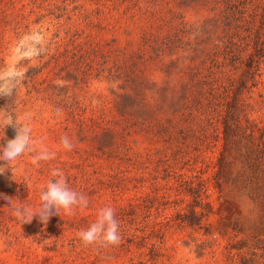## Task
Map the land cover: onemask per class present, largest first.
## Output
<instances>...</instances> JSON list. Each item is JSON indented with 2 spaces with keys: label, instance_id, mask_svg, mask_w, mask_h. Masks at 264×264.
I'll use <instances>...</instances> for the list:
<instances>
[{
  "label": "rangeland",
  "instance_id": "obj_1",
  "mask_svg": "<svg viewBox=\"0 0 264 264\" xmlns=\"http://www.w3.org/2000/svg\"><path fill=\"white\" fill-rule=\"evenodd\" d=\"M230 1L0 0V82L16 88L0 97V108L31 127L37 150L42 140L56 153L39 166L25 154L0 174V264L149 262L156 241L164 254L158 264H264L263 205L215 179L223 141L218 94L255 52L244 28L264 0L242 1L234 41L243 69L223 59L230 36L221 11ZM252 68L244 98L264 122V61ZM65 135L71 151L61 144ZM3 136L0 128V145L16 129ZM54 169L89 206L52 216L46 226L38 217L21 225L3 197L38 208ZM232 171L244 172L240 163ZM248 176L264 186V172ZM184 179L203 183L201 224L183 219L195 204ZM122 205L129 210L124 228L141 235L157 224L163 239L120 253L85 248L78 233L101 208Z\"/></svg>",
  "mask_w": 264,
  "mask_h": 264
},
{
  "label": "trees",
  "instance_id": "obj_2",
  "mask_svg": "<svg viewBox=\"0 0 264 264\" xmlns=\"http://www.w3.org/2000/svg\"><path fill=\"white\" fill-rule=\"evenodd\" d=\"M243 0L230 1L221 11V18L225 23V34L230 36L229 42L226 45L223 54L224 63L231 64L234 68L243 69L244 60L239 59L237 55V44L234 41V36L240 37V28L243 26L239 21L244 18L245 6L242 5ZM264 1L259 3L253 20L244 28L248 36L254 42V50L250 56V62L243 70V73L238 79H233L224 88V93H219V115L220 123L222 124V147L220 157L217 162V171L215 179L217 186L221 188L223 183L229 182L241 191L247 192L250 197L259 202L264 207V186L246 177H254L256 174L264 172V122L261 117L251 115L252 110H256L255 104L247 102L244 98V89L251 79L250 71L253 69L252 64L257 63L258 69L264 61ZM252 23V25H251ZM233 28V29H232ZM254 37V38H253ZM240 163L244 172L233 175V166ZM250 173L252 174H248ZM195 180L184 179L182 182L186 186L190 194H195V204L191 211L183 217L190 224H201L203 217L208 213L197 212L196 208L202 204V192L200 184L198 188L195 186ZM165 198V196L163 197ZM167 198V196H166ZM211 207L208 210L211 212ZM128 206L122 205L119 211L115 212L116 219L119 222V232L121 235V243L118 247H114V253L130 250L131 243H135L139 249L144 248L153 237L163 239L161 228H157L154 224L150 232L143 234L131 233L124 228V222L127 220ZM88 223V220L87 222ZM163 225V224H162ZM207 232L210 233V227H207ZM163 242V241H162ZM150 246V247H149ZM150 259L149 262L140 260L135 264H158L159 258L163 256L162 245L156 242L150 243ZM140 256L142 253L140 252ZM252 263V261H250Z\"/></svg>",
  "mask_w": 264,
  "mask_h": 264
},
{
  "label": "clouds",
  "instance_id": "obj_3",
  "mask_svg": "<svg viewBox=\"0 0 264 264\" xmlns=\"http://www.w3.org/2000/svg\"><path fill=\"white\" fill-rule=\"evenodd\" d=\"M14 90L16 92L14 85L8 86L0 82V97H12ZM10 125L16 129V136L8 139L6 145H0V161L7 162L0 165V174L15 165L25 154L31 156V163L35 166H39L41 161H51L55 158L56 153L45 147L42 140L39 142V150L35 148L32 129L29 125L18 124L13 114L7 109L0 108V128L4 130L3 139L5 129ZM61 144L68 151L74 147L66 135L61 138ZM52 176L55 179L49 180L40 191V205L36 209L31 206H16L12 204L13 199L3 197L9 201V205L13 208V215L21 225L30 224L34 218L38 217L39 221L46 226L52 216L61 217V212L66 216H72L77 209L84 211L89 206L88 197L71 188L66 176L59 169H54ZM78 235L85 248L89 246H96L98 249L118 247L121 243V235L114 208L111 206L101 208L96 221L86 230H81Z\"/></svg>",
  "mask_w": 264,
  "mask_h": 264
}]
</instances>
